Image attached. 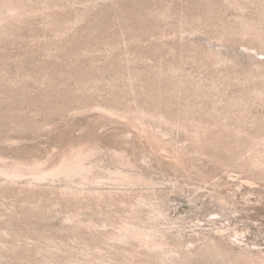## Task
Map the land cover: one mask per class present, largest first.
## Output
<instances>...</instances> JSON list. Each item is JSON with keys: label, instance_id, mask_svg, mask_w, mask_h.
I'll return each mask as SVG.
<instances>
[{"label": "rangeland", "instance_id": "1", "mask_svg": "<svg viewBox=\"0 0 264 264\" xmlns=\"http://www.w3.org/2000/svg\"><path fill=\"white\" fill-rule=\"evenodd\" d=\"M5 1L0 264H264V0Z\"/></svg>", "mask_w": 264, "mask_h": 264}, {"label": "bare ground", "instance_id": "2", "mask_svg": "<svg viewBox=\"0 0 264 264\" xmlns=\"http://www.w3.org/2000/svg\"><path fill=\"white\" fill-rule=\"evenodd\" d=\"M1 2V1H0ZM14 10V6L12 7L10 4L6 3V1L4 2V0L0 3V21L3 19L4 14L6 11H13ZM130 114V113H129ZM131 115V114H130ZM133 118H135L136 120H142L144 117L147 116L146 113H144L143 111H139V110H135L133 111L132 114ZM137 120V121H138ZM141 122V121H139ZM90 152L89 151H85L84 149H80L78 151H76L75 153L71 154L66 160L60 162L57 166H53V168L49 171H44L42 169L39 168H32V169H23L21 168V166L16 165V163H13V165L6 163L8 166H2L0 167V174L3 175L6 179L10 180H14L15 177L18 176H22V174L24 173H29L31 175H33L34 179L37 180H42V179H49V178H53V180L55 178H65V180H67V187L69 186V184H74V185H78L79 183H92V185H94L95 183L99 182V177L97 175H95L94 173H91V164H87L86 160H87V156L89 157ZM2 165V164H1ZM34 167V166H32ZM94 171V170H93ZM126 172V171H125ZM124 171H117L116 170V174L114 175L115 179L120 180L121 182H129L131 184V182H133L135 180V177L131 176V174H127V172L125 173ZM96 173V171H95ZM136 174V173H135ZM26 175V174H24ZM113 176V174H110ZM133 175V174H132ZM137 175V174H136ZM139 176V175H138ZM111 177V176H110ZM30 178V177H29ZM114 178H111L114 180ZM1 180V179H0ZM3 180V181H4ZM16 180V179H15ZM26 180V179H25ZM138 179H136L137 181ZM31 182V181H29ZM27 182V183H29ZM35 182V181H34ZM52 182V181H51ZM71 182V183H70ZM73 182V183H72ZM135 182V181H134ZM76 183V184H75ZM128 183V184H129ZM136 183V182H135ZM4 184V183H3ZM40 184H44V183H40ZM39 184V185H40ZM49 184V183H48ZM89 184V185H90ZM99 184V183H98ZM38 185V186H39ZM45 185V184H44ZM51 185V184H50ZM72 185V186H74ZM27 186V185H26ZM35 186V184H34ZM33 186V187H34ZM41 186V185H40ZM39 186V187H40ZM95 187L97 185H94ZM52 187V186H51ZM71 187V186H70ZM69 187V188H70ZM88 187V186H87ZM91 187V186H90ZM27 188V187H26ZM74 188V187H73ZM77 188V187H76ZM29 189V188H28ZM34 189V188H33ZM66 189V188H65ZM72 189V188H71ZM82 189V188H81ZM67 190V189H66ZM78 190V189H77ZM86 190V189H85ZM92 190V189H91ZM95 190V188H94ZM98 190V189H97ZM96 190V191H97ZM100 191V190H98ZM97 191V192H98ZM102 193V192H101ZM110 194V191L108 192ZM104 194V193H103ZM102 195V194H101ZM135 236V237H139L142 239H145L146 237H148L149 235H152L150 233H146V231L144 232L142 229H140L138 226H125V229L123 231V233H121V238L123 236ZM123 235V236H122ZM118 237V236H117ZM120 238V237H118ZM159 247H161V249L165 252L166 249L162 246V244H159ZM167 252V251H166ZM244 254L249 255L251 254V256L253 257L254 254L251 253V251L249 250H245ZM243 254V255H244ZM263 256V255H262ZM258 257V256H257ZM256 257V258H257ZM261 258V256H260ZM263 258V257H262Z\"/></svg>", "mask_w": 264, "mask_h": 264}]
</instances>
